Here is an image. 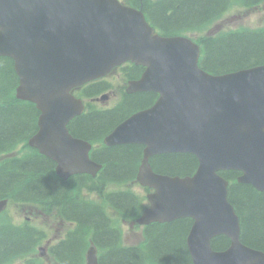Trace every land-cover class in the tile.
<instances>
[{
    "label": "water",
    "instance_id": "1",
    "mask_svg": "<svg viewBox=\"0 0 264 264\" xmlns=\"http://www.w3.org/2000/svg\"><path fill=\"white\" fill-rule=\"evenodd\" d=\"M199 56L191 39L160 36L141 10L119 0H0V57L13 62L15 98L39 111L27 144L55 163L57 176H95L101 168L89 158L91 145L67 129L84 110L71 91L134 63L144 72L127 92H152L157 100L119 123L103 144L143 146L136 180L153 192L136 222L191 219L192 264H264L263 252L240 242L228 182L219 175L237 171L239 184L264 192V65L212 75L199 68ZM175 153L196 157L193 175L153 172L151 157ZM5 206L0 201V213ZM217 236L229 239L226 250H212ZM86 264H98L92 247Z\"/></svg>",
    "mask_w": 264,
    "mask_h": 264
},
{
    "label": "trees",
    "instance_id": "2",
    "mask_svg": "<svg viewBox=\"0 0 264 264\" xmlns=\"http://www.w3.org/2000/svg\"><path fill=\"white\" fill-rule=\"evenodd\" d=\"M120 1L140 9L148 23L163 36L201 32L233 3V0ZM194 41L201 47L200 67L214 74L264 62V36H199ZM16 84L12 61L0 57V155L14 151L18 145L26 148L27 139L37 131L39 113L33 104L15 99ZM104 86V82L89 84L82 88V93L87 98L94 97L105 89ZM155 97L153 93L123 94L121 103L105 111L88 104L86 113L68 125L69 132L76 138L100 144L104 135L129 114L126 106L144 109ZM141 152L140 145L96 148L91 157L103 166L97 188L88 176L61 180L55 174L54 163L35 150L19 158L5 157L0 161V200L7 199L11 205L35 206L44 212L43 215L54 213L60 220L75 223L65 240L52 250L62 264H82L87 239L91 238L98 246L109 249L100 258V264H191L184 239L190 220H177L163 226L154 224L146 231L145 243L122 248L119 230L103 218L104 206L94 205L81 194L79 186L86 185L89 191L97 190L125 220L135 218L142 205L138 196L125 191L113 194L103 191L107 185L125 184L135 178ZM149 162L154 172L169 176L191 175L197 167V160L191 154L157 155ZM219 174L230 181L228 200L239 216L241 242L264 252V193H258L249 185L237 184V172ZM126 208L130 211L126 212ZM2 217L0 264H40L34 256V248L45 237V232ZM228 245L225 236L211 241L213 250H224Z\"/></svg>",
    "mask_w": 264,
    "mask_h": 264
},
{
    "label": "rangeland",
    "instance_id": "3",
    "mask_svg": "<svg viewBox=\"0 0 264 264\" xmlns=\"http://www.w3.org/2000/svg\"><path fill=\"white\" fill-rule=\"evenodd\" d=\"M226 19H228V18H226ZM218 23L219 22H217L216 24H218ZM221 23L222 22H220V26H222ZM237 23H238L237 21L236 22H234V21L233 22H227V23H225L227 25L221 27L219 31L228 32L230 28H233V27H229V26H233L234 24H237ZM216 24H213V25H216ZM242 25H244V24H242ZM204 33H205V31L203 32V34ZM188 36L193 38V37H196L197 35L189 33ZM115 76L114 77L110 76V78L108 77V80L112 81L113 84L116 86V84L119 83L120 80L114 79ZM119 85H122V82ZM116 101H117V99H115L114 97H111L108 100V105L107 106L108 107L113 106ZM136 109H137V107L134 108V105L126 106V110L129 113L132 112V111H135ZM21 148H22L21 146H18L16 150H19V151H21V153H24L21 150ZM120 188H124V187H111L110 189L119 190ZM127 188L129 190L133 191L134 193L138 194V195H144V191L139 186H137L135 184L128 185ZM26 211H21L20 208L15 207L14 205H11L7 209L6 214H9V215L13 216L12 219H11L13 221V223H22L21 221L25 220V218H28V217L32 218L30 223H32L34 226H36L38 228H41V229L45 230V233L50 234L49 232H53L55 229H58L57 230L58 231L57 234H60L59 236H61V233H62L63 229L61 230V227L57 224V222H51L49 218L48 219L47 218L35 219V218L31 217L30 213H28V209H26ZM4 218H7V215L4 216ZM114 223L120 229V231H121V233L123 235H126V237L129 236V238H130L129 239V243H128L129 245L131 244L132 246H135V245H138L142 241V234H141V228L140 227L134 228L133 229L134 233L132 234V232L128 229V226L123 225L120 222V219L114 220ZM184 239H185V236H184ZM40 262L44 263V260L40 259Z\"/></svg>",
    "mask_w": 264,
    "mask_h": 264
},
{
    "label": "flooded vegetation",
    "instance_id": "4",
    "mask_svg": "<svg viewBox=\"0 0 264 264\" xmlns=\"http://www.w3.org/2000/svg\"><path fill=\"white\" fill-rule=\"evenodd\" d=\"M252 1L256 2L257 4L255 6H250L249 8H243V10H239L237 14H234L232 18H230V21L246 19L247 25L242 26L241 24H239V25H236L235 27H253L251 29L264 28V0H261V1L252 0ZM129 72H136L135 77H133V80H136L140 77L143 71L140 69H136L135 66H133L130 63H126L120 67H117L111 74L115 73L116 76L114 79L123 81L125 80L126 74ZM105 81L109 86L108 94L110 95V97H118L117 93L115 92V86L113 82H110L108 80H105ZM46 218L48 219V217ZM62 226H63V223H61V229H62ZM125 238L123 240L127 241V239ZM58 240L59 239H57V236H54V238L46 240L44 242V244L47 246L48 252H49L50 247L53 246L54 242ZM106 253H108V251ZM48 264L50 263L48 262Z\"/></svg>",
    "mask_w": 264,
    "mask_h": 264
}]
</instances>
